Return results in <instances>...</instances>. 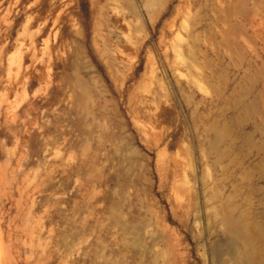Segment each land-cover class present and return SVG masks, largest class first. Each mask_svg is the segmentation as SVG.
<instances>
[{"label": "rangeland", "instance_id": "374dc122", "mask_svg": "<svg viewBox=\"0 0 264 264\" xmlns=\"http://www.w3.org/2000/svg\"><path fill=\"white\" fill-rule=\"evenodd\" d=\"M0 237V264H264V0H0Z\"/></svg>", "mask_w": 264, "mask_h": 264}, {"label": "bare ground", "instance_id": "6f19581e", "mask_svg": "<svg viewBox=\"0 0 264 264\" xmlns=\"http://www.w3.org/2000/svg\"><path fill=\"white\" fill-rule=\"evenodd\" d=\"M240 232V231H239ZM1 238V237H0ZM0 244H1V242H0ZM1 251V250H0Z\"/></svg>", "mask_w": 264, "mask_h": 264}]
</instances>
